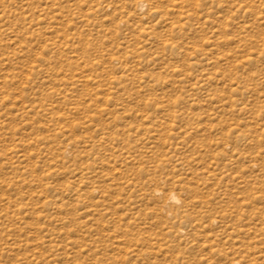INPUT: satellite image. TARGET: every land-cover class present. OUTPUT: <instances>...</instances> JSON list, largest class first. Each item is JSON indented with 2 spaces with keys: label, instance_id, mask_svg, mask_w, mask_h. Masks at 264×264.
<instances>
[{
  "label": "rangeland",
  "instance_id": "rangeland-1",
  "mask_svg": "<svg viewBox=\"0 0 264 264\" xmlns=\"http://www.w3.org/2000/svg\"><path fill=\"white\" fill-rule=\"evenodd\" d=\"M236 263L264 264V0H0V264Z\"/></svg>",
  "mask_w": 264,
  "mask_h": 264
},
{
  "label": "bare ground",
  "instance_id": "bare-ground-1",
  "mask_svg": "<svg viewBox=\"0 0 264 264\" xmlns=\"http://www.w3.org/2000/svg\"><path fill=\"white\" fill-rule=\"evenodd\" d=\"M172 199H173V200H177V198H176L175 195L172 196ZM236 264H238V263H236Z\"/></svg>",
  "mask_w": 264,
  "mask_h": 264
}]
</instances>
